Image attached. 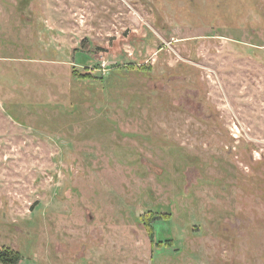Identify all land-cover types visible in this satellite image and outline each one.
<instances>
[{"label": "rangeland", "instance_id": "rangeland-1", "mask_svg": "<svg viewBox=\"0 0 264 264\" xmlns=\"http://www.w3.org/2000/svg\"><path fill=\"white\" fill-rule=\"evenodd\" d=\"M0 245L264 264V0H0Z\"/></svg>", "mask_w": 264, "mask_h": 264}, {"label": "trees", "instance_id": "trees-1", "mask_svg": "<svg viewBox=\"0 0 264 264\" xmlns=\"http://www.w3.org/2000/svg\"><path fill=\"white\" fill-rule=\"evenodd\" d=\"M157 214L151 213V216L147 218V223H152L153 220H156ZM152 225V224H151ZM21 253L6 245H0V264H18L21 260Z\"/></svg>", "mask_w": 264, "mask_h": 264}]
</instances>
